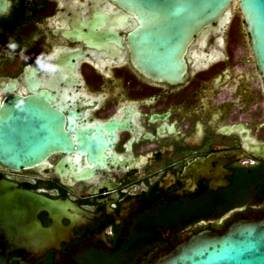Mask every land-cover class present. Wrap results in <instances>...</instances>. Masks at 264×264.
Returning a JSON list of instances; mask_svg holds the SVG:
<instances>
[{
  "label": "flooded vegetation",
  "instance_id": "1",
  "mask_svg": "<svg viewBox=\"0 0 264 264\" xmlns=\"http://www.w3.org/2000/svg\"><path fill=\"white\" fill-rule=\"evenodd\" d=\"M228 12L218 32L194 37L183 80L169 83L134 66L139 18L116 2L0 0V112L12 96L31 105L36 138L43 111L59 112L71 141L22 163L33 169L0 162L1 179L75 207L61 221L68 242L34 264H80L126 245H145V262L264 214V77L235 2ZM46 120L45 134L57 136L59 119Z\"/></svg>",
  "mask_w": 264,
  "mask_h": 264
},
{
  "label": "water",
  "instance_id": "2",
  "mask_svg": "<svg viewBox=\"0 0 264 264\" xmlns=\"http://www.w3.org/2000/svg\"><path fill=\"white\" fill-rule=\"evenodd\" d=\"M139 18V30L130 35L133 64L143 75L175 83L186 72L185 55L196 35L218 32L235 2L250 35L251 51L264 77V0H111ZM217 24V27L214 24ZM52 115L57 136L50 130ZM31 105L12 96L0 112V162L12 170L33 169L24 162L45 160L55 150L71 149L70 138L62 130L59 112L43 111L42 137H35ZM40 129V128H39ZM37 142V143H36ZM90 172L84 170L87 177ZM75 207L67 200H54L31 193L0 178V236L10 245L0 248V264H34L49 251H60L68 242L69 228L62 224ZM51 221L43 226L38 214ZM151 264H264V216L232 222L222 232L208 229L191 235Z\"/></svg>",
  "mask_w": 264,
  "mask_h": 264
},
{
  "label": "trees",
  "instance_id": "3",
  "mask_svg": "<svg viewBox=\"0 0 264 264\" xmlns=\"http://www.w3.org/2000/svg\"><path fill=\"white\" fill-rule=\"evenodd\" d=\"M264 214H262L263 217ZM144 241L147 240V235L143 236ZM145 245L135 246V245H126L122 249L118 250L112 256H100L99 258H87L86 261L81 262L80 264H151L158 255L162 252H157L153 254L152 257L145 260H142V256L148 251ZM169 250H164L163 252H168Z\"/></svg>",
  "mask_w": 264,
  "mask_h": 264
},
{
  "label": "clouds",
  "instance_id": "4",
  "mask_svg": "<svg viewBox=\"0 0 264 264\" xmlns=\"http://www.w3.org/2000/svg\"><path fill=\"white\" fill-rule=\"evenodd\" d=\"M37 65L40 67L42 71L48 72L49 74H54L57 71V68L54 65L51 64L41 65L39 60H37ZM106 232L108 235H112V228L109 227L108 229H106Z\"/></svg>",
  "mask_w": 264,
  "mask_h": 264
}]
</instances>
